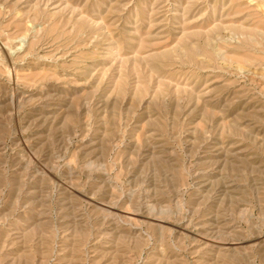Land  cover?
Segmentation results:
<instances>
[{"label":"rangeland","instance_id":"374dc122","mask_svg":"<svg viewBox=\"0 0 264 264\" xmlns=\"http://www.w3.org/2000/svg\"><path fill=\"white\" fill-rule=\"evenodd\" d=\"M0 264H264V0H0Z\"/></svg>","mask_w":264,"mask_h":264}]
</instances>
